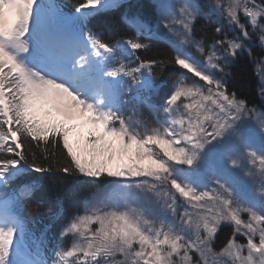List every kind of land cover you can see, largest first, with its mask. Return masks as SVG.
Listing matches in <instances>:
<instances>
[{
    "label": "snow or ice",
    "instance_id": "snow-or-ice-1",
    "mask_svg": "<svg viewBox=\"0 0 264 264\" xmlns=\"http://www.w3.org/2000/svg\"><path fill=\"white\" fill-rule=\"evenodd\" d=\"M0 264H264V0H0Z\"/></svg>",
    "mask_w": 264,
    "mask_h": 264
},
{
    "label": "trees",
    "instance_id": "trees-1",
    "mask_svg": "<svg viewBox=\"0 0 264 264\" xmlns=\"http://www.w3.org/2000/svg\"><path fill=\"white\" fill-rule=\"evenodd\" d=\"M68 2L71 3V0H68ZM238 71H242V73H243V78L245 81V89L250 94H254L257 81H256V77L253 75L252 65L249 63V64L245 65L242 69H239ZM226 233H227V229L225 230V234ZM223 239H224V235H221V240H223Z\"/></svg>",
    "mask_w": 264,
    "mask_h": 264
}]
</instances>
